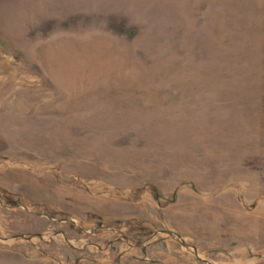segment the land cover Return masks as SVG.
Masks as SVG:
<instances>
[{"label":"rangeland","instance_id":"374dc122","mask_svg":"<svg viewBox=\"0 0 264 264\" xmlns=\"http://www.w3.org/2000/svg\"><path fill=\"white\" fill-rule=\"evenodd\" d=\"M0 264H264V0H0Z\"/></svg>","mask_w":264,"mask_h":264}]
</instances>
